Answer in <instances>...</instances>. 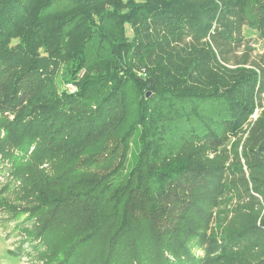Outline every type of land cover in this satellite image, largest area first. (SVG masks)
<instances>
[{
	"label": "trees",
	"instance_id": "obj_1",
	"mask_svg": "<svg viewBox=\"0 0 264 264\" xmlns=\"http://www.w3.org/2000/svg\"><path fill=\"white\" fill-rule=\"evenodd\" d=\"M250 1L0 0V152L18 133L32 162L50 142L69 172L109 182V264H195L173 207L206 214L205 197L237 263L264 264V51L243 34Z\"/></svg>",
	"mask_w": 264,
	"mask_h": 264
},
{
	"label": "rangeland",
	"instance_id": "obj_2",
	"mask_svg": "<svg viewBox=\"0 0 264 264\" xmlns=\"http://www.w3.org/2000/svg\"><path fill=\"white\" fill-rule=\"evenodd\" d=\"M244 14V37L256 53H263L264 1L251 0ZM131 89L128 95L135 99L139 95ZM18 136L12 137L13 143H3L0 152V264H109L105 228L112 226L114 189L104 180L69 172L68 160L53 156L58 148L50 142L48 152L32 162L29 142L19 148ZM202 202L206 214L180 204L173 207L189 233L186 242L195 264H239L225 247L226 216L221 207L207 197Z\"/></svg>",
	"mask_w": 264,
	"mask_h": 264
},
{
	"label": "built area",
	"instance_id": "obj_3",
	"mask_svg": "<svg viewBox=\"0 0 264 264\" xmlns=\"http://www.w3.org/2000/svg\"><path fill=\"white\" fill-rule=\"evenodd\" d=\"M70 92L73 93L75 91V88H73L72 86H69Z\"/></svg>",
	"mask_w": 264,
	"mask_h": 264
},
{
	"label": "water",
	"instance_id": "obj_4",
	"mask_svg": "<svg viewBox=\"0 0 264 264\" xmlns=\"http://www.w3.org/2000/svg\"><path fill=\"white\" fill-rule=\"evenodd\" d=\"M147 96L149 97L150 96V93Z\"/></svg>",
	"mask_w": 264,
	"mask_h": 264
}]
</instances>
